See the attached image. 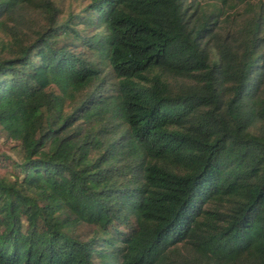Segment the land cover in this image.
Masks as SVG:
<instances>
[{
    "label": "trees",
    "instance_id": "obj_1",
    "mask_svg": "<svg viewBox=\"0 0 264 264\" xmlns=\"http://www.w3.org/2000/svg\"><path fill=\"white\" fill-rule=\"evenodd\" d=\"M0 0V264H264V6Z\"/></svg>",
    "mask_w": 264,
    "mask_h": 264
},
{
    "label": "rangeland",
    "instance_id": "obj_2",
    "mask_svg": "<svg viewBox=\"0 0 264 264\" xmlns=\"http://www.w3.org/2000/svg\"><path fill=\"white\" fill-rule=\"evenodd\" d=\"M89 0H56L60 6L62 13L61 16L66 15L69 7L77 10L81 5H85ZM254 3L259 4L262 2L264 6V0H251ZM1 39H6L0 33ZM21 158V151L17 142L10 139L0 126V175L11 177L14 171L13 160H18Z\"/></svg>",
    "mask_w": 264,
    "mask_h": 264
}]
</instances>
